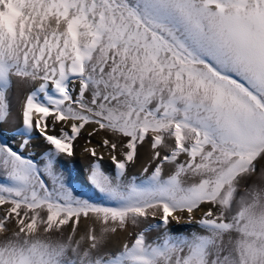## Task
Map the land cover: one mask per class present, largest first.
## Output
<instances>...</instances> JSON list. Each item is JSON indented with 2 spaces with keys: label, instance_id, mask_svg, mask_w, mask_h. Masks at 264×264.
I'll list each match as a JSON object with an SVG mask.
<instances>
[{
  "label": "snow or ice",
  "instance_id": "1",
  "mask_svg": "<svg viewBox=\"0 0 264 264\" xmlns=\"http://www.w3.org/2000/svg\"><path fill=\"white\" fill-rule=\"evenodd\" d=\"M0 177V264H264V0H0Z\"/></svg>",
  "mask_w": 264,
  "mask_h": 264
},
{
  "label": "bare ground",
  "instance_id": "2",
  "mask_svg": "<svg viewBox=\"0 0 264 264\" xmlns=\"http://www.w3.org/2000/svg\"><path fill=\"white\" fill-rule=\"evenodd\" d=\"M13 110L15 111V101H13ZM5 127H8V125H5ZM86 138H87L86 135H84V136H81L76 141L74 163L69 165V167L72 169L74 177H77V173H79V175L82 177L83 168L89 163V160H90V157H88L87 155H85L82 152V148L85 145ZM97 140H99L98 136L93 137V139H92L93 144H95L97 142ZM11 142L12 143H18L19 138H17L14 141H11ZM33 144L35 145V150L37 152L40 151L44 147L43 143L40 142L39 140H34ZM146 148H147V146L140 149V156L137 159L136 164L132 168L129 169L130 173L139 174V172L141 170V165L145 161ZM104 167H105V169H107L109 171L111 170V166H110L109 162L107 161V159L105 160ZM258 167H259V165H258ZM0 182H4L2 177H0ZM174 228H178L182 232H189L192 230V226H189V225H174ZM123 238H124V233H120L113 238V242H115L117 240H122Z\"/></svg>",
  "mask_w": 264,
  "mask_h": 264
}]
</instances>
